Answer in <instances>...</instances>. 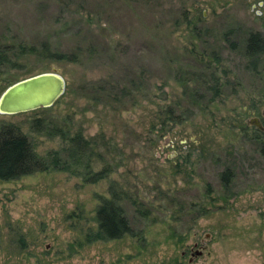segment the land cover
<instances>
[{
	"label": "rangeland",
	"instance_id": "rangeland-1",
	"mask_svg": "<svg viewBox=\"0 0 264 264\" xmlns=\"http://www.w3.org/2000/svg\"><path fill=\"white\" fill-rule=\"evenodd\" d=\"M250 31L264 36V0H0V44L75 54L0 65V92L40 71L66 81L51 105L0 122L18 125L38 154L64 140L29 119L68 124L95 140L91 170L111 168L96 182L77 164L0 180V264H264V132L260 141L250 121L264 126V54L247 66ZM113 183L134 233L87 241ZM207 232L209 251L191 258Z\"/></svg>",
	"mask_w": 264,
	"mask_h": 264
},
{
	"label": "trees",
	"instance_id": "trees-1",
	"mask_svg": "<svg viewBox=\"0 0 264 264\" xmlns=\"http://www.w3.org/2000/svg\"><path fill=\"white\" fill-rule=\"evenodd\" d=\"M244 48L247 66L257 70L258 65L263 61L261 57L264 54V36L258 31L248 32ZM27 55L49 60H74L75 56L74 53L53 49L45 41L39 45L22 40L0 44V65L22 66V59ZM205 73L218 85L219 78H217L215 70L208 69ZM202 75L203 72L196 71L195 77L196 79L201 78ZM215 84H212L214 89L212 95L219 91L217 86L215 88ZM122 90L124 93V89ZM165 114V119H173L174 109L172 106H166ZM29 127L39 134L60 135L64 140L63 146L59 149L47 150L46 154H38L27 134L18 125L8 121L0 122V180L17 179L20 176L49 168L72 170V166L75 164L83 165L81 172L77 169L76 172L83 175L86 182H96L110 171L111 168L105 167L98 171L91 170V156L95 154V140L84 137L81 131L72 132L68 124L54 122L53 119H48L44 115H36L29 119ZM261 132L259 130V134L256 135L260 141L263 140ZM230 172L231 170L226 169L222 173L224 183H226ZM124 193L126 191L121 186L113 183L110 187V196L98 194L99 202L95 206L94 214L96 226L89 230L87 241L119 238L134 233L120 204Z\"/></svg>",
	"mask_w": 264,
	"mask_h": 264
},
{
	"label": "water",
	"instance_id": "water-1",
	"mask_svg": "<svg viewBox=\"0 0 264 264\" xmlns=\"http://www.w3.org/2000/svg\"><path fill=\"white\" fill-rule=\"evenodd\" d=\"M64 76L52 69L15 80L0 92V113H16L51 105L65 90ZM262 127L258 118L250 119Z\"/></svg>",
	"mask_w": 264,
	"mask_h": 264
},
{
	"label": "flooded vegetation",
	"instance_id": "flooded-vegetation-1",
	"mask_svg": "<svg viewBox=\"0 0 264 264\" xmlns=\"http://www.w3.org/2000/svg\"><path fill=\"white\" fill-rule=\"evenodd\" d=\"M256 126H257V128L259 130H261L262 132H264V126L263 125H262V127H260V126H258L256 124ZM231 175H232V172H230V175L228 176V179L232 177ZM210 239H211L210 233L207 232L205 234V237H200L199 241H194L192 243V246L189 247V255L191 256V258H193L194 256L195 257L197 256L198 258L199 257H202L204 255V250H206L207 249V246H208L207 245V241H209ZM206 251H209V250L207 249ZM192 264H205V261L192 262Z\"/></svg>",
	"mask_w": 264,
	"mask_h": 264
}]
</instances>
